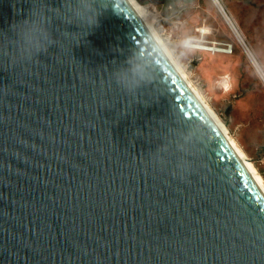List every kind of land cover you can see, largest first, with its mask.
<instances>
[{"label":"water","instance_id":"water-1","mask_svg":"<svg viewBox=\"0 0 264 264\" xmlns=\"http://www.w3.org/2000/svg\"><path fill=\"white\" fill-rule=\"evenodd\" d=\"M32 2L0 0V264H264V184L182 71L136 97L105 71L144 40L140 10L111 0L79 46L17 62ZM180 117L209 130L186 181L149 159Z\"/></svg>","mask_w":264,"mask_h":264},{"label":"clouds","instance_id":"clouds-1","mask_svg":"<svg viewBox=\"0 0 264 264\" xmlns=\"http://www.w3.org/2000/svg\"><path fill=\"white\" fill-rule=\"evenodd\" d=\"M186 7L187 0H171L169 18L175 21L172 39L165 36L158 21L153 19L141 45L133 46L123 62L114 61L110 70L105 68L111 82L125 95L136 97L142 90L159 84L164 65L173 70L182 68L183 62L197 49L199 40L179 24ZM109 8L111 0H62L60 7H51L45 0H33L26 17L10 25L13 59L31 63L68 40L79 46ZM70 25L77 26L79 31H69ZM243 54L250 75L264 83V39L257 38L255 44H247ZM208 136L207 125L195 118L184 121L180 117L176 126L159 138L149 159L153 166L170 169L176 178L186 181L197 170V159Z\"/></svg>","mask_w":264,"mask_h":264},{"label":"rangeland","instance_id":"rangeland-1","mask_svg":"<svg viewBox=\"0 0 264 264\" xmlns=\"http://www.w3.org/2000/svg\"><path fill=\"white\" fill-rule=\"evenodd\" d=\"M137 1L145 8L148 21L156 19L165 36L172 39L171 0ZM219 1L246 45L264 39V0ZM179 24L199 40L181 70L264 182V83L250 75L244 48L213 0H187ZM203 46L227 51L199 48Z\"/></svg>","mask_w":264,"mask_h":264},{"label":"bare ground","instance_id":"bare-ground-1","mask_svg":"<svg viewBox=\"0 0 264 264\" xmlns=\"http://www.w3.org/2000/svg\"><path fill=\"white\" fill-rule=\"evenodd\" d=\"M214 3L216 4V6L219 8L220 12L223 14V16L225 17L226 21L228 22V24L230 25V27L233 29V31H235L236 25L234 23H232V21L230 20V17L228 16L227 12L225 11V9L222 7V3L219 0H213ZM131 2L140 10V12L142 13V15L144 16L145 20L150 24V22L148 21L147 18V14L145 11V8L137 1V0H131ZM238 30V29H237ZM242 37V36H241ZM199 48H203L206 50H210V51H227L226 49L223 48H218V47H214V46H206V47H199ZM181 70V68H179ZM182 71V70H181ZM183 73V71H182ZM184 74V73H183ZM185 75V74H184ZM186 77V76H185ZM187 78V77H186ZM189 81V80H188ZM190 82V81H189ZM191 84V82H190ZM192 85V84H191ZM193 86V85H192ZM194 88V87H193ZM195 89V88H194ZM196 90V89H195ZM196 92L198 93L199 96L200 93L196 90ZM209 110L213 113V115L219 120V122L221 123V125L224 127V129L227 131V128L225 127L224 123L221 121V119L219 118V116L216 114V112H214L209 106H208ZM228 133V132H227ZM232 139V138H231ZM233 140V139H232ZM234 141V140H233ZM235 142V141H234ZM236 143V142H235ZM237 144V143H236ZM238 148L240 149V151L242 152V154L245 156V158L248 160V162L250 163V165L252 166V168L254 169V171L256 172L258 178L263 182V178L258 174V172L256 171L254 165L249 161L246 153L239 147V145L237 144ZM264 184V182H263Z\"/></svg>","mask_w":264,"mask_h":264}]
</instances>
